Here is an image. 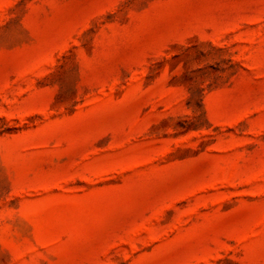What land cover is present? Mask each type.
Returning <instances> with one entry per match:
<instances>
[{
    "label": "rangeland",
    "instance_id": "obj_1",
    "mask_svg": "<svg viewBox=\"0 0 264 264\" xmlns=\"http://www.w3.org/2000/svg\"><path fill=\"white\" fill-rule=\"evenodd\" d=\"M0 264H264V0H0Z\"/></svg>",
    "mask_w": 264,
    "mask_h": 264
}]
</instances>
